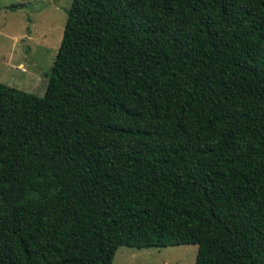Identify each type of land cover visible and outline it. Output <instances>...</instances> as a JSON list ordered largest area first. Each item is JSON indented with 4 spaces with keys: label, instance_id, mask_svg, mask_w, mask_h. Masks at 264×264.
I'll return each instance as SVG.
<instances>
[{
    "label": "trees",
    "instance_id": "1",
    "mask_svg": "<svg viewBox=\"0 0 264 264\" xmlns=\"http://www.w3.org/2000/svg\"><path fill=\"white\" fill-rule=\"evenodd\" d=\"M182 245L264 264V0H72L44 96L0 83V264Z\"/></svg>",
    "mask_w": 264,
    "mask_h": 264
},
{
    "label": "rangeland",
    "instance_id": "2",
    "mask_svg": "<svg viewBox=\"0 0 264 264\" xmlns=\"http://www.w3.org/2000/svg\"><path fill=\"white\" fill-rule=\"evenodd\" d=\"M72 0H0V83L43 97ZM17 6L14 11L9 7ZM196 245L120 247L112 264H194Z\"/></svg>",
    "mask_w": 264,
    "mask_h": 264
}]
</instances>
